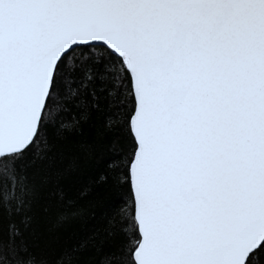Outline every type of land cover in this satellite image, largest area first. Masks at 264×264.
<instances>
[{"label":"snow or ice","instance_id":"1","mask_svg":"<svg viewBox=\"0 0 264 264\" xmlns=\"http://www.w3.org/2000/svg\"><path fill=\"white\" fill-rule=\"evenodd\" d=\"M98 83L133 144L116 264H264V0H0V264H39L20 161Z\"/></svg>","mask_w":264,"mask_h":264},{"label":"trees","instance_id":"2","mask_svg":"<svg viewBox=\"0 0 264 264\" xmlns=\"http://www.w3.org/2000/svg\"><path fill=\"white\" fill-rule=\"evenodd\" d=\"M96 87L98 103L86 118L71 127L59 120L47 124L20 161L35 188L23 241L39 264H59L66 253L72 264H105L109 258L116 264L131 235L124 165L133 144L126 109ZM10 220L19 223L7 213L0 221L6 238Z\"/></svg>","mask_w":264,"mask_h":264}]
</instances>
